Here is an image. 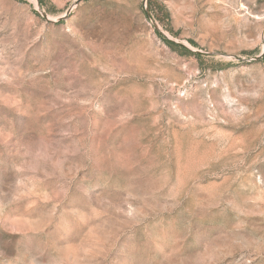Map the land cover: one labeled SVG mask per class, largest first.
Returning <instances> with one entry per match:
<instances>
[{
  "label": "rangeland",
  "instance_id": "374dc122",
  "mask_svg": "<svg viewBox=\"0 0 264 264\" xmlns=\"http://www.w3.org/2000/svg\"><path fill=\"white\" fill-rule=\"evenodd\" d=\"M77 1L0 0V264H264V0Z\"/></svg>",
  "mask_w": 264,
  "mask_h": 264
},
{
  "label": "water",
  "instance_id": "95a60500",
  "mask_svg": "<svg viewBox=\"0 0 264 264\" xmlns=\"http://www.w3.org/2000/svg\"><path fill=\"white\" fill-rule=\"evenodd\" d=\"M78 2H79V0L75 3V5L78 4ZM144 7H145V12H147V0H145V5H144ZM37 12H38V14H39L42 18H44L45 20H47V21H49V22H53V20L49 19V18H48L46 15H44L43 13H41V12H39V11H37ZM69 14H70V10L67 11V13H66L65 15H63L62 17H60V18L54 20V22H59V21H61L62 19L66 18ZM158 33H159L160 36H162L163 38H165L168 42H170V43H172V44H174V45L180 46V47H186V48H187V46H185L184 44H181V43H179V42H177V41H175V40H173V39L167 37L163 32L158 31ZM188 49H189V48H188ZM189 50L195 52V54H198V55H200V54H204V55H218V56L224 57L223 54H209V53H205V52H201V51H197V50H192V49H189ZM262 55H263V54H261L260 56H258L257 59L261 58ZM233 59H236V60H238V61H245V60H241V59H239V58H233Z\"/></svg>",
  "mask_w": 264,
  "mask_h": 264
},
{
  "label": "trees",
  "instance_id": "16d2710c",
  "mask_svg": "<svg viewBox=\"0 0 264 264\" xmlns=\"http://www.w3.org/2000/svg\"><path fill=\"white\" fill-rule=\"evenodd\" d=\"M164 41H165L168 45L174 47V45H173L172 43H170V42H168V41H166V40H164Z\"/></svg>",
  "mask_w": 264,
  "mask_h": 264
}]
</instances>
